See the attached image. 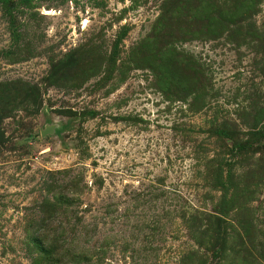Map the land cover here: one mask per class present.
Listing matches in <instances>:
<instances>
[{
    "label": "rangeland",
    "instance_id": "1",
    "mask_svg": "<svg viewBox=\"0 0 264 264\" xmlns=\"http://www.w3.org/2000/svg\"><path fill=\"white\" fill-rule=\"evenodd\" d=\"M0 264H264V0H0Z\"/></svg>",
    "mask_w": 264,
    "mask_h": 264
}]
</instances>
